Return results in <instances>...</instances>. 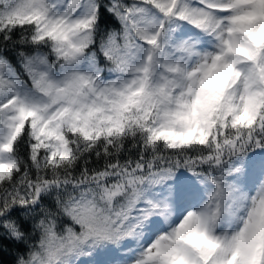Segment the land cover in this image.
Returning <instances> with one entry per match:
<instances>
[{
  "label": "snow or ice",
  "instance_id": "snow-or-ice-1",
  "mask_svg": "<svg viewBox=\"0 0 264 264\" xmlns=\"http://www.w3.org/2000/svg\"><path fill=\"white\" fill-rule=\"evenodd\" d=\"M264 264V0H0V253Z\"/></svg>",
  "mask_w": 264,
  "mask_h": 264
},
{
  "label": "trees",
  "instance_id": "trees-1",
  "mask_svg": "<svg viewBox=\"0 0 264 264\" xmlns=\"http://www.w3.org/2000/svg\"><path fill=\"white\" fill-rule=\"evenodd\" d=\"M16 249L13 246H5V251L0 253V264H12Z\"/></svg>",
  "mask_w": 264,
  "mask_h": 264
}]
</instances>
